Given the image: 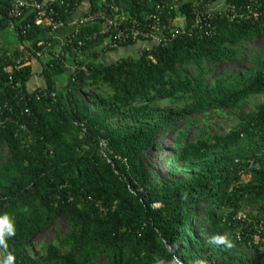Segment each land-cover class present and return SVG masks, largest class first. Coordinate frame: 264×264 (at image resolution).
Here are the masks:
<instances>
[{
  "label": "trees",
  "instance_id": "16d2710c",
  "mask_svg": "<svg viewBox=\"0 0 264 264\" xmlns=\"http://www.w3.org/2000/svg\"><path fill=\"white\" fill-rule=\"evenodd\" d=\"M81 1L55 4L65 24ZM169 1L89 0L79 19L116 10L185 20L168 47L110 64L97 63L99 52L133 44L111 48L98 35L101 21L73 30L58 61L55 47L33 43L46 31L26 21H12L24 27L16 37L24 51L4 50L11 21L3 11L0 219L13 234L0 229V264L9 256L12 264H169L173 256L182 264H258L228 257L230 245L264 259V104L247 108L264 96V50L251 47L264 42V0H225L238 14L256 9L257 19L216 18L209 37L189 36V4L178 0L175 13ZM25 55L28 64L15 68ZM32 60L44 84L29 91ZM223 118L231 125L219 126ZM165 137L162 163L181 177L170 182L144 164ZM220 236L224 244L210 242Z\"/></svg>",
  "mask_w": 264,
  "mask_h": 264
},
{
  "label": "built area",
  "instance_id": "2783aa9c",
  "mask_svg": "<svg viewBox=\"0 0 264 264\" xmlns=\"http://www.w3.org/2000/svg\"><path fill=\"white\" fill-rule=\"evenodd\" d=\"M67 0H0V22L3 19V11L6 13V17L11 23L7 27L8 30L13 31L14 42L8 44L9 46L2 47L8 49H16L18 51H24V47L17 40V30L23 31L24 27L20 24L15 27L12 21H26L27 29L41 28L46 31L45 38L42 41L33 42L36 48H47L53 47L52 39L53 35L66 27V24L60 19L58 13L55 11V4L64 5ZM150 1V0H149ZM186 3L190 6L191 20L189 25L186 26L188 35H195L200 33L209 37L214 34L215 25L214 20L221 18L222 16L229 15L231 20L237 22H246L250 20H256L258 12L252 7L244 6V13H236L234 6L227 4L225 0H186ZM169 5V11L174 10L177 13L182 6V2L178 0H171L167 2ZM68 6V4H66ZM159 6H157V9ZM170 12L167 13V17ZM160 13L148 15L144 20H140L135 16H130L126 13H118L116 10L112 11L111 16H105L103 13L88 15L82 19H77L74 24V30L79 28L85 23L92 22L94 20L101 21L103 28L98 33L99 36H108L107 43L111 48H116L123 44H139L147 43L148 48L145 50L152 49L154 47L166 48L172 41L178 39L180 30L185 27V20L181 16L176 19H167V24L161 19ZM180 22V23H179ZM174 25L170 28L168 24ZM179 23V24H178ZM48 42H45L47 41ZM32 43V44H33ZM47 43V44H46ZM60 49L53 51V58L60 61L62 52ZM38 55L35 52V55ZM5 56L9 58L10 53L6 52ZM27 56L19 57L15 60V68L21 67V65H27ZM99 148L101 153L104 155L106 149V143L99 141ZM245 216L242 215L240 219L245 220ZM258 231H262L261 223L255 227Z\"/></svg>",
  "mask_w": 264,
  "mask_h": 264
},
{
  "label": "rangeland",
  "instance_id": "374dc122",
  "mask_svg": "<svg viewBox=\"0 0 264 264\" xmlns=\"http://www.w3.org/2000/svg\"><path fill=\"white\" fill-rule=\"evenodd\" d=\"M88 3H89V0H88ZM2 40H3L2 45L4 47H7V46H9L8 44H11L12 42H14L13 31L12 30L6 31V33L2 37ZM52 43H53V47H55L54 49H56V50L60 49V43H58V40L54 38V35H53ZM251 47H253L254 49H263L264 50V42H255L252 44ZM120 53H123V52L120 51ZM116 55H118V52L116 53ZM99 56H100V54L98 55V57ZM118 56H120V55H118ZM46 59H47V57L42 58L41 61L45 62ZM97 63H102V61H98V59H97ZM30 64L32 65L34 70H36V72H38L39 69H41V67H40L41 64L38 61L32 60L30 62ZM36 78H37V76H36ZM262 104H264V96L256 97V98L252 99V102L247 106V108L253 112L255 110L256 105H262ZM226 124L231 125V121L226 119V118L219 120V124H218L219 126H221V125L225 126ZM219 130L222 132V129H219ZM168 151H169L168 138L165 137L164 141H163V146L161 148L147 152V154L144 158V164L146 165V167L148 168L149 171L155 172L161 178L168 180L170 182V181H174V180H179L181 177L178 174H177V176H175V175L171 176L168 173V168L166 167V165H164L162 163V159L168 158V155L166 154ZM58 230H59V233H63L65 231V226L61 222L58 223ZM36 241H40V240L36 239ZM42 241L46 242L47 238H45ZM226 255L230 258H235V257H239L242 255L243 257L247 258V260L255 261L258 264H264L263 258L255 255L249 251H246L244 249H238L232 245H230V249L228 251H226Z\"/></svg>",
  "mask_w": 264,
  "mask_h": 264
},
{
  "label": "crops",
  "instance_id": "0c3cea01",
  "mask_svg": "<svg viewBox=\"0 0 264 264\" xmlns=\"http://www.w3.org/2000/svg\"><path fill=\"white\" fill-rule=\"evenodd\" d=\"M89 3L88 0H82L80 7L78 9V15L73 16L68 23L66 24V27H64L62 30L56 32L54 34V38L58 40V43H63L67 37L70 35V33L74 30V24L77 21L79 15L88 8ZM148 48V44L143 42L139 44H134L129 47H120L116 50L109 51L106 53L99 52L100 56L98 57V61H102V64H110L118 61L121 58H127V57H136L142 50H145ZM122 51L123 53H120ZM118 52V55L116 53ZM120 53V54H119ZM112 59V60H111ZM113 61V62H112ZM34 77L30 80V82L27 85V88L29 91H33L34 89L41 88L44 84V80L42 77L39 76L40 69L38 72L34 70ZM37 76V78H36Z\"/></svg>",
  "mask_w": 264,
  "mask_h": 264
},
{
  "label": "clouds",
  "instance_id": "9594fccd",
  "mask_svg": "<svg viewBox=\"0 0 264 264\" xmlns=\"http://www.w3.org/2000/svg\"><path fill=\"white\" fill-rule=\"evenodd\" d=\"M2 228H6L8 235H12L13 234V230L11 225L8 223V219L7 217H3L2 219H0V229ZM211 243L214 244H224L226 242V237L220 236V237H212L210 240ZM3 243V240L0 239V244ZM13 257L9 256L8 260L6 262V264H12L13 261ZM159 264H164L163 261H159ZM169 264H182L181 259L178 256H173L171 261L169 262Z\"/></svg>",
  "mask_w": 264,
  "mask_h": 264
}]
</instances>
